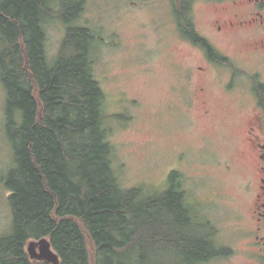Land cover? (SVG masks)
Wrapping results in <instances>:
<instances>
[{"label": "trees", "instance_id": "16d2710c", "mask_svg": "<svg viewBox=\"0 0 264 264\" xmlns=\"http://www.w3.org/2000/svg\"><path fill=\"white\" fill-rule=\"evenodd\" d=\"M57 2L0 0V75L14 154L2 177L14 227L0 237V264H54L27 251L29 240L42 237L59 253L58 264H201L218 255L216 230L197 219L177 171L156 196L121 187L106 94L95 76L97 37L74 24L86 0ZM181 15L180 28L203 41L191 11L175 7ZM50 17L67 27L52 63L44 27Z\"/></svg>", "mask_w": 264, "mask_h": 264}, {"label": "rangeland", "instance_id": "374dc122", "mask_svg": "<svg viewBox=\"0 0 264 264\" xmlns=\"http://www.w3.org/2000/svg\"><path fill=\"white\" fill-rule=\"evenodd\" d=\"M53 1L57 8V0ZM173 5L174 0H86L74 23L91 28L97 37L94 68L106 94L104 107L108 139L114 147L113 167L122 188L142 187L147 196L164 192L170 186L171 172L177 171L179 184L199 221L208 216L223 247L239 249L236 254L206 264H246L239 216L234 209L238 205L226 193H232V188L226 192L220 189L225 193L222 203L215 198L206 200L211 188L227 184L228 178L212 165L222 163L231 146L217 134L216 122L206 126L195 104H190L189 91L194 82L187 77V68L197 61L199 52L182 40ZM196 16L197 26L208 29L207 8L200 10L197 6ZM44 27L47 58L52 63L67 27L56 17L46 19ZM223 47L245 63L252 62L241 41ZM214 80L217 85V78ZM215 101L222 112L226 101ZM6 104V88L0 75V237L11 234L14 227L10 191L2 180L14 166L13 146L5 127Z\"/></svg>", "mask_w": 264, "mask_h": 264}, {"label": "flooded vegetation", "instance_id": "af4514ba", "mask_svg": "<svg viewBox=\"0 0 264 264\" xmlns=\"http://www.w3.org/2000/svg\"><path fill=\"white\" fill-rule=\"evenodd\" d=\"M197 6L210 12L208 29L197 26ZM175 7L180 13L183 9L191 11L195 31L203 39H194L178 24L182 40L199 52L197 61L187 68V77L194 82L189 91L190 104H195L206 126L216 122L217 134L231 146L226 159L212 165L222 177L228 178L227 184L217 190L211 188L206 200L215 198L222 203L223 191L232 188V193L225 192L238 205L234 209L239 216L245 246L241 251L246 264H264V0H174V10ZM176 19L185 18L181 15ZM234 41L243 43L242 49L251 63H245L231 49L223 47ZM215 78L221 85L214 84ZM215 100L226 101L222 112ZM207 217H202L203 222L211 225ZM216 232L212 244L221 252L201 264L239 251L232 246L223 247Z\"/></svg>", "mask_w": 264, "mask_h": 264}, {"label": "water", "instance_id": "95a60500", "mask_svg": "<svg viewBox=\"0 0 264 264\" xmlns=\"http://www.w3.org/2000/svg\"><path fill=\"white\" fill-rule=\"evenodd\" d=\"M27 251L33 260L48 261L54 264L60 262L59 253L53 248L50 239L47 237L29 240Z\"/></svg>", "mask_w": 264, "mask_h": 264}]
</instances>
